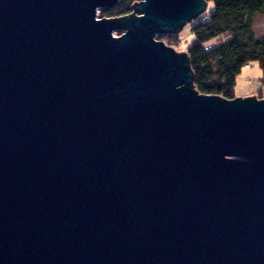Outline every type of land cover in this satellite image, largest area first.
<instances>
[{"label": "water", "instance_id": "obj_1", "mask_svg": "<svg viewBox=\"0 0 264 264\" xmlns=\"http://www.w3.org/2000/svg\"><path fill=\"white\" fill-rule=\"evenodd\" d=\"M120 1L0 0V264H264V98L156 39L208 0Z\"/></svg>", "mask_w": 264, "mask_h": 264}, {"label": "trees", "instance_id": "obj_2", "mask_svg": "<svg viewBox=\"0 0 264 264\" xmlns=\"http://www.w3.org/2000/svg\"><path fill=\"white\" fill-rule=\"evenodd\" d=\"M141 1L121 0L113 8L102 9L100 17L126 16ZM208 1L209 9L193 26L194 39L187 49L194 86L200 94L233 99L237 77L248 64L259 63L264 83V37H257L253 30L255 16L264 15V0ZM162 39L174 46L179 38L168 35ZM257 94L264 98L263 90Z\"/></svg>", "mask_w": 264, "mask_h": 264}, {"label": "rangeland", "instance_id": "obj_3", "mask_svg": "<svg viewBox=\"0 0 264 264\" xmlns=\"http://www.w3.org/2000/svg\"><path fill=\"white\" fill-rule=\"evenodd\" d=\"M210 6H213V3H211ZM197 19L192 21L191 23L186 24L184 28L182 29V31L180 32L179 34L180 37L178 39V42L176 45H174L175 46L174 49L177 52L187 51L192 40L194 39V34H193L192 29H193V26L197 23ZM253 30L257 37H264V15L255 16L253 20ZM115 34L119 36L122 33L117 32ZM168 35H175V34H167V35H164L163 37H166ZM163 41L166 42L165 40ZM245 75H249L250 77H252L251 81L249 82L246 81ZM262 78H263V72H262V69L259 63L255 62V63H252L251 66L244 68L243 72L237 77V83H236V88H235L236 97L257 95V93L260 92L261 90L264 91V83L262 81Z\"/></svg>", "mask_w": 264, "mask_h": 264}, {"label": "bare ground", "instance_id": "obj_4", "mask_svg": "<svg viewBox=\"0 0 264 264\" xmlns=\"http://www.w3.org/2000/svg\"><path fill=\"white\" fill-rule=\"evenodd\" d=\"M143 1H144V0H143ZM139 3H140V2H139ZM118 4H119V3H118ZM208 9H209V8H208ZM101 10H102V9H101ZM101 10H100V11H101ZM100 11H99V14H98V18H99V19L101 18V17H100ZM133 12H134V11H132V13H133ZM130 14H131V13H130ZM141 15H142L141 13H138V14H137V16H141ZM108 18H109V17H108ZM110 18H113V17H110ZM117 18H119V17H117ZM183 28H184V27H183ZM183 28H182V29H183ZM182 29L179 31V33L175 34V37H176V36H177L178 38L180 37L179 34H180V32L182 31ZM121 33H123V32H121ZM164 35H165V34H164ZM164 35L158 33V35L156 34V39L159 40V41H163V40H162V37H163ZM115 36L117 37L118 35L115 34ZM172 36H174V35H172ZM159 38H161V39H159ZM169 39H171V41H172L173 43L175 42V38H174V37H171V36H170ZM163 42H164V41H163ZM164 43H165V42H164ZM171 47L174 48L175 46H171ZM185 52H187V51H185ZM254 63H255V62H254ZM251 64H252V63L248 64V65L245 66L244 68L251 66ZM244 68L242 69L241 73L243 72ZM241 73H240V74H241ZM240 74H239V75H240ZM239 75H238V76H239ZM245 77H246V81H250V80L252 79V77H250L249 75H245ZM253 96H257V97H258V94H257V95H250V96H243V97H253Z\"/></svg>", "mask_w": 264, "mask_h": 264}, {"label": "built area", "instance_id": "obj_5", "mask_svg": "<svg viewBox=\"0 0 264 264\" xmlns=\"http://www.w3.org/2000/svg\"><path fill=\"white\" fill-rule=\"evenodd\" d=\"M251 81V80H250ZM249 82V81H248Z\"/></svg>", "mask_w": 264, "mask_h": 264}]
</instances>
